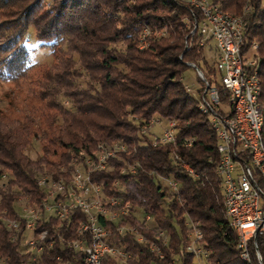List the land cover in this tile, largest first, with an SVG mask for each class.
<instances>
[{"label":"trees","instance_id":"obj_1","mask_svg":"<svg viewBox=\"0 0 264 264\" xmlns=\"http://www.w3.org/2000/svg\"><path fill=\"white\" fill-rule=\"evenodd\" d=\"M39 1L24 0L28 5L22 16H29ZM47 1L49 6L32 21L37 26L36 40L46 42L56 57L62 55L60 64L52 65L54 71L47 73L40 85L41 95L50 97L46 104L57 109L59 115L47 114L41 126L28 114L22 117L25 120L0 114L1 264H62L54 261L56 254L69 258L72 264H83L81 252L61 245L56 236H50L53 242H44L42 251L30 261L31 250L21 243L23 234L11 238L10 230L1 223L16 219L19 197L30 204L40 203L38 176L63 174L62 169H68L72 159L78 160L82 154L92 156L100 142L114 145L116 141L125 143L124 152L109 158L105 169L91 176L106 194L127 201L130 210L117 223L102 216L96 221L110 229L108 239L122 245L130 256L121 261L106 255L102 264H196L185 245L190 221L201 232L203 246L208 249L206 261L254 264L252 253L248 260L240 258L236 234L225 218L220 176L216 173L215 131L206 112L198 107V98L188 92L180 78L182 69L189 66L187 62L191 63L203 69L204 78L213 81L224 98L225 92L212 76L214 60L212 65L207 63L203 54L206 45L211 47L209 40L199 44L200 35L189 33L186 20L197 14L191 15L188 7L193 6L182 0ZM210 1L224 12L241 16L243 46L257 43L261 82L258 100L264 105V0ZM141 26L162 28L163 33L144 39L142 34L137 35ZM20 35L7 36L3 42L8 51L0 58L2 77L19 74L28 64L29 49L19 40ZM118 41L121 46L116 45ZM60 98L68 106L61 105ZM152 117L174 120L172 141L152 142L143 133V125ZM34 143L40 153L30 157L26 151L34 149ZM182 161L193 174L181 167ZM129 163L134 164V171L121 172ZM159 175L174 179L175 191L168 190ZM144 213L150 215L146 229L141 231L144 236L156 240V231L162 230L166 238L165 244H159L161 257L149 250L146 242L113 229L118 223H139ZM80 220L82 212H74L69 221L59 223L50 218L41 225L48 234L60 233L70 240L76 237ZM36 229L37 233L44 228Z\"/></svg>","mask_w":264,"mask_h":264},{"label":"built area","instance_id":"obj_2","mask_svg":"<svg viewBox=\"0 0 264 264\" xmlns=\"http://www.w3.org/2000/svg\"><path fill=\"white\" fill-rule=\"evenodd\" d=\"M191 15L197 12L196 16L188 18L190 26L189 33L193 31L200 35L199 44L205 40H210L215 50L213 62L214 73L220 88L225 92L224 98L219 94V88L213 81H207L202 77L200 70L195 68L196 74L201 77L202 90L199 97L214 119V130L217 131L219 145L222 148V160L219 165L221 169L220 182L223 188L224 204L227 206L229 215L232 218L233 226H237L241 235V252L244 256L252 253L254 264H264V218L262 216V195L253 186L252 176L244 163L245 151H253L256 161L263 170L264 161L257 152L256 125L257 106L254 100V89L251 85V72L255 61L259 57H251L252 46L249 42L244 45L243 21L229 22V16L215 13V3L198 0V6L188 7ZM147 32H145L146 34ZM188 65H192L188 63ZM231 102H238V117L243 121L246 128L245 143H238L233 134L231 124H225V109H231ZM174 121L167 120V124L162 128L160 134L154 138L153 142H167L174 138ZM124 142L116 141L111 147H104V153L99 164L98 171L105 169L107 160L116 154L123 153ZM226 149L237 150L238 160H230L226 157ZM85 157L90 154H82V158L77 160L75 174H69L65 180L52 181L64 186V193L61 197H53V200H44V192H51V188H40L42 192L43 208L42 222L34 223L33 216L29 211L16 209V219L11 223H1L5 227H13V238L16 233L23 234L22 244L31 250L29 260L33 261L37 254L42 251L45 243H38L34 239L36 228H44L45 242L49 236H56L61 245H64L74 252H81L83 264H102L104 256L124 261L130 256L125 252V248L120 244L111 242L108 237L110 229L96 221V217L102 216L105 220L116 222L129 213V203L123 201L119 196L108 197L103 191V186L99 181L92 179V173L84 170ZM181 167L189 174H193L187 163L181 162ZM134 164L129 163V173L134 171ZM50 177V175H49ZM163 185L170 191H175L177 183L174 179L159 175ZM113 185L117 184L113 180ZM74 212H82V224L78 242H69V237L65 238L60 233H47L43 222L50 218L62 223L69 221ZM250 217H257V229H250ZM150 220V215L142 214L139 223H118L113 229L118 234L130 233L139 242H146L147 247L157 257H161L162 252L159 244H165L166 238L162 230L156 231V240L147 239L143 232L146 223ZM191 228L188 234L186 251L191 253L194 261L203 259L206 261L208 249L203 246L201 232L195 231L194 222H189ZM53 227V225H52ZM54 261L62 264H72L69 258H62L59 254L54 256ZM196 262V261H195ZM2 259L0 258V264ZM197 264V263H196Z\"/></svg>","mask_w":264,"mask_h":264},{"label":"rangeland","instance_id":"obj_3","mask_svg":"<svg viewBox=\"0 0 264 264\" xmlns=\"http://www.w3.org/2000/svg\"><path fill=\"white\" fill-rule=\"evenodd\" d=\"M26 5H28V3H24V0H6L0 2V58L8 51L3 48V42L6 40L7 36L11 37L13 34L18 36L21 33L19 40L23 41L29 49L27 55L28 64L21 73L13 74L12 77L0 76V114H6L11 118L16 117L22 120H25V118L22 117L28 114L33 117L37 124L44 126L47 114H59L57 109L46 104V101L49 100L50 97H43L41 95L40 85L44 82L47 73L54 71L51 69L52 65H57L62 55L56 57V55L51 52L46 42L36 40L37 26H35L32 21V17H35L44 8H47L49 6L48 1L40 0L37 5L31 8L30 14H28L29 16H22V14L25 13L23 8H25ZM21 11L24 13H21ZM186 24L188 25V19L186 20ZM142 27L146 26H141L137 34L138 37L142 34ZM146 30L147 33L143 37L144 39L146 35L149 34L157 36L163 33L162 28L150 29L147 26ZM143 43L146 44V40H144ZM207 43H209L211 47L206 45L203 54L207 63L212 65L214 60L213 44L210 40L207 41ZM139 44L138 40V47ZM116 45L121 46L122 44L118 41ZM199 70L202 74L201 76L204 77L203 69ZM212 76L215 78L217 77L216 74H212ZM180 78L188 92L194 98H200L199 95L201 91L198 92V89L201 88L202 90V80L201 77L196 74L195 68L192 65L185 66L182 69ZM60 103L61 105L68 106L66 100L62 98H60ZM167 120L165 118H150L147 123L143 125V133L149 135L153 142L154 138L160 134L162 128L167 124ZM34 145V149L30 148L26 151L30 157H34L36 153H40L35 143ZM48 157L53 158V155H49ZM19 205L20 203L17 202L18 207ZM195 261L197 264H212L203 259Z\"/></svg>","mask_w":264,"mask_h":264},{"label":"bare ground","instance_id":"obj_4","mask_svg":"<svg viewBox=\"0 0 264 264\" xmlns=\"http://www.w3.org/2000/svg\"><path fill=\"white\" fill-rule=\"evenodd\" d=\"M189 5L196 7L198 6V0H182ZM204 2H211L210 0H203ZM215 13L216 14H225L229 16V22H240V17L236 16L235 14H231L228 12L222 11L218 5L215 4ZM145 32H147L146 28L143 29L142 32V37H144ZM144 39H142V44H143ZM250 44V43H249ZM252 46L251 48V57H259L258 54V46L256 42H252L250 44ZM259 59L255 61L253 70L251 72V85L253 86L254 89V100L256 101V106H257V116H256V125L258 127V131L260 133H256V144H257V152L261 156V159L264 161V105H261L259 103V97L261 95V82L259 78V71L258 67L259 65ZM198 107L203 111L206 112L210 124L212 128L214 129V119L213 116L209 113L207 110L206 106L203 103L202 98H198L197 102ZM234 112H238V102H231V109H225L224 113V121L225 124H231L233 128V134L235 136V140L238 143H245V137H246V128L243 124V121L238 117V114H234ZM148 127V126H147ZM215 131L216 134V151L218 153V160H217V165H216V173L221 177V169L219 168V165L222 160V148L219 145V138L217 137V131ZM115 145V144H114ZM112 145H108L107 143L100 142L97 145V150L92 154H90V157H85L84 160V170H89V173H93L98 171L99 164L101 163L103 153H104V147H111ZM123 148V152H124ZM226 157H230V160H238V152L237 150L233 149H226ZM79 160V159H78ZM77 159H72L70 161V166L68 169H62L63 174H58L55 176L49 174H41L37 178V185L41 186L43 188H51V192H44V200H53V197H61L63 196L64 193V186H60V183H53L52 181H59V180H65L69 174H75L76 172V162ZM244 163L245 166L247 167L250 175L252 176V183L253 186H256V190H258L261 195H262V216L264 218V180H263V170L260 168V165L256 161V155L253 151H245L244 153ZM129 170V166L123 167L121 169V172H127ZM51 174V173H50ZM4 176V175H3ZM221 190L223 194V188H222V183H221ZM106 194V193H105ZM108 197H113L109 196L106 194ZM224 199V197H223ZM18 202L20 203L19 205V210L20 211H29L30 215L33 216V221L34 223H41L40 220H42V208H43V200L41 199L40 203L38 205L36 204H30L25 201L24 198L19 197ZM224 212H225V218L229 224V226L233 229L234 233L236 234L237 240H236V247L239 250V256L243 260H248L249 256H244L243 253L241 252V235L240 232L237 229V226H233L232 224V218L229 215V212L227 210V206L224 204ZM74 214V213H73ZM72 214V216H73ZM71 216V218H72ZM14 219H5L4 223H11ZM81 224L82 220H80L76 226V237L72 238L69 240V242H78L79 237H80V231H81ZM7 229L10 230L11 235L13 234V227H6ZM250 229H257V217H250ZM34 232V239L38 243H44L45 242V232L44 229H41L37 231L36 233ZM198 231V230H195ZM47 244H51L52 238L49 236L48 239L46 240ZM46 244V243H45ZM44 244V246H45ZM42 247V249L44 248ZM125 252L128 253L125 249Z\"/></svg>","mask_w":264,"mask_h":264}]
</instances>
